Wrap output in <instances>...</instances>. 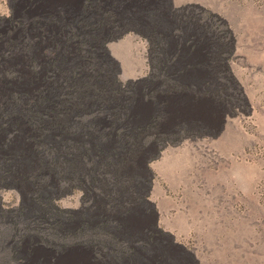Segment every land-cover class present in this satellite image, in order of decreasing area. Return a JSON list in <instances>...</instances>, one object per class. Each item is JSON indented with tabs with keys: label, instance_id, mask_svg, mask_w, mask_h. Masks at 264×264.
Here are the masks:
<instances>
[{
	"label": "bare ground",
	"instance_id": "6f19581e",
	"mask_svg": "<svg viewBox=\"0 0 264 264\" xmlns=\"http://www.w3.org/2000/svg\"><path fill=\"white\" fill-rule=\"evenodd\" d=\"M191 25L173 0H0V65L3 54L11 57L0 66L1 87L24 89L22 99L31 92L27 105L0 113V188L25 196L32 187L39 202L38 190L63 180L81 184L93 174L98 182L87 192L90 205L68 216L54 264H189L188 249L160 223L150 164L179 143L169 135L173 119L205 97L198 92L194 99L182 82L203 53ZM119 43L137 50L131 55L143 64V78L92 68L111 65L118 58L111 46ZM64 63L89 70L65 73ZM91 109L103 111L101 124L72 125ZM53 199L42 197L46 212L38 217H56Z\"/></svg>",
	"mask_w": 264,
	"mask_h": 264
},
{
	"label": "rangeland",
	"instance_id": "374dc122",
	"mask_svg": "<svg viewBox=\"0 0 264 264\" xmlns=\"http://www.w3.org/2000/svg\"><path fill=\"white\" fill-rule=\"evenodd\" d=\"M173 3L189 14L193 37L203 52L200 68L182 82L192 87L194 99L200 93L205 97L200 106L191 102L192 113L173 119L177 127L169 135L179 143L151 164L146 162L157 174L153 199L160 203V223L177 235L175 242L188 249L189 264H264V0ZM119 44L111 50L117 59L123 58L122 64L109 59L111 65L92 68L105 69L121 79L143 78V64L131 55L137 50ZM2 58L5 61L0 66H8L10 55ZM60 65L65 66V73L74 66L89 70L86 64ZM14 74L9 71L8 76ZM45 83L43 88L49 80ZM4 87L0 84V113L11 111L15 103L27 105L31 92L22 99L24 89ZM91 110L76 114L72 125L101 124L103 111ZM91 175L81 184L77 179L72 185L63 180L60 186L56 181L54 189L38 190L42 194L39 202L32 187L26 188L25 196L16 189L0 188V264H54V250L63 241L60 232L68 226L67 219L91 203L87 192L98 184ZM46 196L55 198L54 220L47 215L38 217L46 212L42 200Z\"/></svg>",
	"mask_w": 264,
	"mask_h": 264
}]
</instances>
